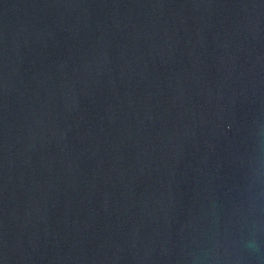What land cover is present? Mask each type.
I'll return each instance as SVG.
<instances>
[{
	"label": "water",
	"instance_id": "obj_1",
	"mask_svg": "<svg viewBox=\"0 0 264 264\" xmlns=\"http://www.w3.org/2000/svg\"><path fill=\"white\" fill-rule=\"evenodd\" d=\"M0 264H264V0H0Z\"/></svg>",
	"mask_w": 264,
	"mask_h": 264
}]
</instances>
